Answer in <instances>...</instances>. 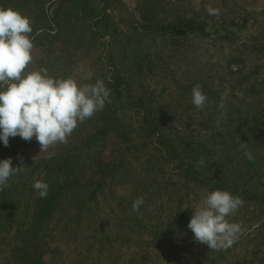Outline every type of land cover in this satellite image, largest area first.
Here are the masks:
<instances>
[{"label": "trees", "instance_id": "trees-1", "mask_svg": "<svg viewBox=\"0 0 264 264\" xmlns=\"http://www.w3.org/2000/svg\"><path fill=\"white\" fill-rule=\"evenodd\" d=\"M116 2L0 0L32 20L28 70L44 66L67 77L80 53L97 47V71L85 82L102 79L111 99L78 124L61 152L24 160L18 149L37 145L36 138H10L7 147L0 141V160L24 164L0 191V264H99L107 251L109 264L120 251L119 264H155L154 256L135 252L140 235L150 237L154 254L173 255L177 264H264V22L255 29V13L235 0L212 2L222 3L219 15L187 0H137L125 19L112 14ZM212 36L220 47L208 42ZM208 44L218 55L181 65V52L195 55L203 45L208 52ZM195 84L208 97L203 109L192 103ZM221 98L226 118L217 127ZM201 157L205 165L197 169ZM37 179L49 185L46 198L32 186ZM201 188L244 201L230 217L241 225L238 239L217 253L188 228ZM139 196L144 203L133 211ZM68 250L76 253L67 260Z\"/></svg>", "mask_w": 264, "mask_h": 264}, {"label": "clouds", "instance_id": "clouds-1", "mask_svg": "<svg viewBox=\"0 0 264 264\" xmlns=\"http://www.w3.org/2000/svg\"><path fill=\"white\" fill-rule=\"evenodd\" d=\"M208 15H219V9L206 6ZM32 20L12 7H0V141L9 145V139L19 136L25 141L36 138L40 151H47L58 143H67L68 137L79 123L102 111L111 103L110 89L102 79L94 83L78 82L73 76L57 77L47 67L28 70L33 60L34 48ZM84 80H91L89 73ZM192 103L203 109L208 99L202 85L195 84L191 91ZM220 114L216 118L219 127L226 118L224 99L218 105ZM243 155L249 160L254 156L248 145ZM21 164L13 167L12 158L0 160V191L10 187V178L24 171ZM205 165L201 157L197 169ZM33 188L41 198L48 195L47 182L37 179ZM144 203L142 196L132 203L138 211ZM244 204L243 199L227 190L208 192L193 208L188 228L194 240L206 244L210 250L230 248L242 231L241 225L230 217Z\"/></svg>", "mask_w": 264, "mask_h": 264}, {"label": "rangeland", "instance_id": "rangeland-1", "mask_svg": "<svg viewBox=\"0 0 264 264\" xmlns=\"http://www.w3.org/2000/svg\"><path fill=\"white\" fill-rule=\"evenodd\" d=\"M117 1V2H116ZM186 3V0H184ZM189 1V4L191 5V7L195 10H198L200 8H206V6L208 5H213L212 2H215V0H187ZM237 1V3L244 5L247 7V9L252 10V12H254L255 14L253 16H256V18L254 17L251 20V23L256 24L255 29H257V27H261V21L264 22V0H235ZM117 6L115 7V9L113 10L112 14L114 15V17H116V19H125L128 18L127 16V9L130 11L132 10L136 3L137 0H115ZM217 9H219V12L223 11V5L222 3H218L215 6ZM256 20V22H255ZM250 23V24H251ZM122 28L125 30V28L122 26ZM248 30L251 32V26L249 25ZM246 29L243 30V32L241 33L242 36H246ZM208 42H212V44H216L218 47H220V41L215 40L214 36H212L211 38L208 39ZM208 46L211 48L210 50H208V52L205 50L204 45L202 47H200V50H198V52L195 53V55L190 52L189 50L186 52L185 51L180 53V62L181 65L185 67H188L186 64H191V67L194 68V65H192V63L195 62V64H203L205 63L206 58L208 57V55L210 56L211 54H216L218 55V53L215 51V49H217L216 47L208 44ZM224 54H228L230 52V50L232 49L230 47V45L228 44H224ZM193 50V49H191ZM101 49L94 47L88 50H84L80 53V57H79V62L76 63L75 65H73L70 69L71 75L73 76L75 79H77L78 82L81 83H85L86 80H84V77L87 76L89 73L91 74V77L96 73L97 68H98V57L100 54ZM170 54V53H169ZM173 57H177L175 56V54L172 56V61H171V65L175 64ZM187 57H189V59H187ZM164 59V57H163ZM218 57L214 58V60H217ZM202 69H205L206 67H203L202 65H199ZM157 87L158 90L161 89L162 86V79L160 78V76L158 75V79H157ZM171 99L170 96H167L166 102L169 101ZM35 137L32 138V140H34ZM63 146L64 143H58L54 146H51L47 151H40V145L39 143H37V145L33 146V147H23L18 149V153L19 155L24 159V160H28V159H35L41 156H45V155H49V154H53L55 152H61L63 151ZM166 181L171 184L173 182V178L172 177H168L166 178ZM178 186H181L178 184ZM198 192L200 194V197L203 198L205 196V190L204 189H198ZM178 236L175 234L174 236L176 238H178L179 236H181V233H177ZM140 239L137 241V246H134V250L135 252H138V256H140V258H142V256H154L155 257V264H177V260H175V256L173 255H158V254H154L151 250H150V237L148 235H140ZM82 245L85 244V242H81ZM200 245V246H199ZM194 244L193 247H195L196 251H199L202 249L201 244ZM140 248H144V249H140ZM238 247L234 248V250L230 251V256H231V260H233V258H235L234 255H236V253L238 252ZM123 250V249H122ZM138 250V251H137ZM177 251V248H174L171 252H173L172 254H174V252ZM73 252L72 250H68L65 253L64 258L65 259H72L74 254L76 253V251H74V253H70ZM211 253L215 252L217 253L218 251H213L210 250ZM122 253H124L125 256V251H122ZM121 251L118 252V258H117V264H119V259H121ZM180 254H185L184 250H180ZM110 255V253L107 251L105 252L101 258H99V264H109L108 262V256ZM223 261L221 260L220 263L217 264H221ZM115 264V263H114Z\"/></svg>", "mask_w": 264, "mask_h": 264}]
</instances>
